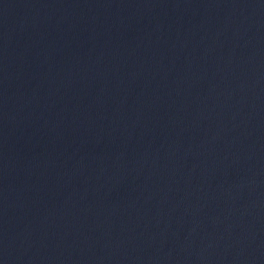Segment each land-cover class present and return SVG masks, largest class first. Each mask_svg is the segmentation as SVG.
Returning <instances> with one entry per match:
<instances>
[{"label": "water", "instance_id": "1", "mask_svg": "<svg viewBox=\"0 0 264 264\" xmlns=\"http://www.w3.org/2000/svg\"><path fill=\"white\" fill-rule=\"evenodd\" d=\"M0 264H264V0H0Z\"/></svg>", "mask_w": 264, "mask_h": 264}]
</instances>
